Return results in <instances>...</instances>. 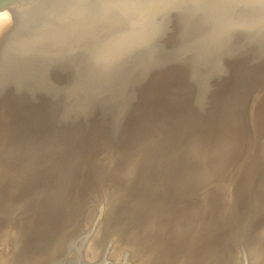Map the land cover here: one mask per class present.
I'll return each instance as SVG.
<instances>
[{"label":"water","instance_id":"obj_1","mask_svg":"<svg viewBox=\"0 0 264 264\" xmlns=\"http://www.w3.org/2000/svg\"><path fill=\"white\" fill-rule=\"evenodd\" d=\"M0 264H264V0H0Z\"/></svg>","mask_w":264,"mask_h":264}]
</instances>
